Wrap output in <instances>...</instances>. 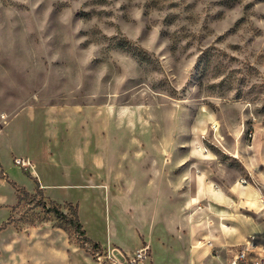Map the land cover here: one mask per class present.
<instances>
[{"label":"rangeland","instance_id":"374dc122","mask_svg":"<svg viewBox=\"0 0 264 264\" xmlns=\"http://www.w3.org/2000/svg\"><path fill=\"white\" fill-rule=\"evenodd\" d=\"M172 136L193 172L264 183V0H0V264H130ZM43 201L77 205L99 246Z\"/></svg>","mask_w":264,"mask_h":264},{"label":"crops","instance_id":"0c3cea01","mask_svg":"<svg viewBox=\"0 0 264 264\" xmlns=\"http://www.w3.org/2000/svg\"><path fill=\"white\" fill-rule=\"evenodd\" d=\"M112 114L124 116L109 112L110 117ZM138 127L143 131V127ZM136 144L138 156L144 143L138 140ZM150 147L156 152L151 155L150 179L155 188L152 224L157 237L153 241L144 240L127 253L126 261L147 246V259L152 264H229L246 238L256 232L260 237L259 240L255 237L258 249L263 253L264 226H258L248 217L252 215L249 206H255L259 200L246 189L250 186L218 181L204 170L193 172L185 153L176 156V150L181 147L173 136L171 141L156 138ZM82 157L85 159L86 155ZM207 239L212 245L206 243Z\"/></svg>","mask_w":264,"mask_h":264},{"label":"built area","instance_id":"2783aa9c","mask_svg":"<svg viewBox=\"0 0 264 264\" xmlns=\"http://www.w3.org/2000/svg\"><path fill=\"white\" fill-rule=\"evenodd\" d=\"M15 162L24 169H32L34 167V164L29 159L16 157ZM238 181L241 185L253 187L257 191L261 210L264 211V183L258 181L252 174L243 176ZM206 243L212 245L209 239L206 240ZM258 253L260 252L255 236L250 235L233 254L229 264H264V251L263 253ZM148 255V247L144 246L134 258L130 259V264H140V261H144Z\"/></svg>","mask_w":264,"mask_h":264},{"label":"trees","instance_id":"16d2710c","mask_svg":"<svg viewBox=\"0 0 264 264\" xmlns=\"http://www.w3.org/2000/svg\"><path fill=\"white\" fill-rule=\"evenodd\" d=\"M14 184L15 187H17L19 189V195H18V204L21 203L22 201H24L26 198H35V195H37V193L39 192V190H42L41 185H39L38 181V188H37V193L36 194H32L30 191H28L27 189H25L24 187H20L16 182H12ZM51 202H55V200L51 199ZM58 204V203H56ZM36 206L42 207L46 210V212L48 213H53L58 222L60 223V227H62L65 230H68L69 227L75 229L76 232H78L80 235L85 236V240L91 243H94V245L97 247L99 246V242L94 241L93 239H91L89 236H87L86 233V229L84 228V225L82 224L81 220H80V216H79V210H78V206L74 205L73 203L69 202L68 206L71 212V215H69L67 212H65L61 205L59 204L58 207H55L54 209L51 208H47L46 203L43 201L42 203H38L36 204ZM12 217L9 218V220L6 222L7 223H12L13 221L11 220Z\"/></svg>","mask_w":264,"mask_h":264}]
</instances>
